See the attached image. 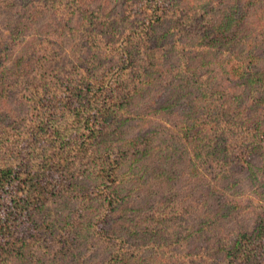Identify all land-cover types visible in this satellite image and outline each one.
Listing matches in <instances>:
<instances>
[{
    "label": "trees",
    "instance_id": "16d2710c",
    "mask_svg": "<svg viewBox=\"0 0 264 264\" xmlns=\"http://www.w3.org/2000/svg\"><path fill=\"white\" fill-rule=\"evenodd\" d=\"M84 1L0 0L7 28L5 38L0 35V264H144L147 253L175 264L159 224L180 222L191 208L184 204L179 212L173 194L169 208L138 202L136 194L132 200L131 190L139 186L129 176L130 163L150 160L163 150L162 139L155 129L127 136L129 117L121 113L143 96L145 107L185 110L191 166L226 178L240 164L250 167L249 154L264 135L263 126L248 125L239 103L241 86L246 98L252 93L263 99L264 62L253 43L238 36L236 0L222 7L219 0L216 11L204 13L198 10L206 6L192 8L181 0H123L119 11H96L105 30H95L96 21L80 10ZM126 11H135L136 22L122 27L118 40L99 36L114 33L110 25L125 19ZM31 30L21 44L19 38ZM205 61L215 64L216 84L200 73ZM10 91L27 108L22 130L1 119ZM175 160L164 158L169 166ZM62 194L73 209L60 225L48 203ZM198 205L191 206L199 211ZM147 223L152 227L144 244ZM77 236L83 244L75 247ZM223 260L264 264V211L251 230L238 232L224 248Z\"/></svg>",
    "mask_w": 264,
    "mask_h": 264
},
{
    "label": "rangeland",
    "instance_id": "374dc122",
    "mask_svg": "<svg viewBox=\"0 0 264 264\" xmlns=\"http://www.w3.org/2000/svg\"><path fill=\"white\" fill-rule=\"evenodd\" d=\"M125 1L131 2L132 0ZM217 1L219 0H181L184 5L192 8L206 6L205 9L198 10L201 13L211 12L212 8V11H216ZM221 1L220 6L222 7L223 3L235 0ZM236 1L239 2L241 9H238L240 18L236 24V29L240 30L238 36L246 40V43H253L257 54L261 56L262 62H264V0ZM122 5L123 0H85L80 10H83L88 21L91 19L94 22L96 21L95 30H105L107 25L99 24V17L105 6L108 8L113 6L114 11H119L122 9ZM97 10L101 13L97 14ZM134 12L128 13L126 11L127 17L125 19L110 25L115 29L114 33L109 32V34H100L99 36L118 40L116 35L121 34V28H130L136 22L133 18ZM216 14L218 17L223 16L222 13L218 14L216 12ZM46 18H43V21L37 23V25L44 22ZM2 20H5L4 17L0 18V35L5 38L7 28ZM168 25L170 23H166L160 29L166 28ZM107 30H110L109 27ZM33 32L34 30H31L22 34L23 36L19 38L21 44L30 38ZM172 36L174 37L175 34L170 33L168 35V37ZM26 49V47H23V50ZM163 50H168L167 46ZM140 53L144 56V49L140 50ZM161 53L163 52L160 50L158 55ZM10 61L12 62V60ZM157 61L162 66L161 61ZM203 65L199 68L203 78L216 84V78L219 76L214 74L215 64L212 63L211 66H208L205 61ZM261 65L264 69V65ZM12 68L13 66L8 63L7 69L11 70ZM138 82L136 85L139 84ZM239 90H242V96L239 91V103L242 104V107H245L248 125L264 127V93L260 92L261 95L263 94V99L258 102L257 99L255 100L258 96H254L252 93H250L249 98H246L247 91L243 89V86L239 87ZM5 97L4 109H2L4 110V117L1 119L11 123V126L14 129L16 128L15 130H22L24 125L28 123L27 108L18 103V92L13 91L12 93L10 91ZM147 104L148 102H144L143 96L140 102L138 101L137 104L132 106L129 113H121V115L124 114L129 117L127 128L124 129L127 136H134L138 132L155 129L158 130L156 136L162 139L159 149H163L162 151H157V154L154 153L152 158L146 162H144L143 157L140 164L130 163L134 164L133 170L128 171L127 174L130 172L129 176L135 178V184L139 186V189L131 190L132 200L136 194V197L139 195L141 198L137 200L135 197L138 202L142 201L143 204L151 206L155 201H158L164 203V207L169 208L170 194H173L177 204H179V212H183L182 205L184 204L187 205L186 209L191 208L192 213L184 212L186 219L184 218L180 222L173 219V221L159 224L161 227L163 225L164 231L167 232L163 237L167 240H165V243L171 244L170 248L175 254L176 260L173 259L175 264H225L223 260L224 248H229L238 232L251 230L264 211V135L263 137L260 135L262 139L256 143L255 150L251 155L249 154L250 167L246 166L247 164L244 166L240 164L233 169L232 173H228L226 178L220 176L215 178L213 172L207 170L205 166L200 164L191 166L193 156L188 150L192 146L186 141L187 137H185L184 132L190 121L185 114L186 111L181 108L176 109V111H168L159 107L155 109L156 103L152 107H145ZM256 106L259 107V110L256 109ZM182 146H185L187 150ZM181 153L182 157L180 156ZM169 155L171 158L178 159L171 166L167 161H164V158ZM126 164H129V160H126ZM156 167L160 168L157 170V177L155 175ZM144 169L146 173H144ZM213 171H217V168H214ZM133 172H136V175ZM164 180H171V185L168 186ZM144 182H146L145 191ZM125 185L132 186V183L129 185L125 183ZM194 202L200 204L196 206L200 209L199 211L191 206L194 205ZM48 205L58 224L62 225L71 218L73 205L64 194L52 198ZM205 209L206 213H203ZM219 209L226 215L223 216ZM215 211H218L221 217L215 215ZM201 221L204 222L201 223ZM150 227H152L150 223L144 225V244L146 238H150L148 232L151 229ZM77 237L74 240L75 247L83 244V240L79 236ZM92 258L95 263L98 257L92 255ZM155 258L154 255L147 253L144 256V264H162V258Z\"/></svg>",
    "mask_w": 264,
    "mask_h": 264
}]
</instances>
